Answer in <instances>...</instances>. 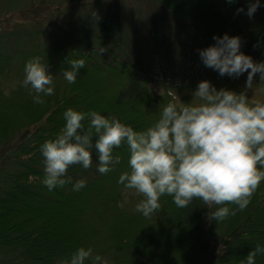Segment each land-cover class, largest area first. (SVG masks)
I'll use <instances>...</instances> for the list:
<instances>
[{
  "label": "trees",
  "instance_id": "16d2710c",
  "mask_svg": "<svg viewBox=\"0 0 264 264\" xmlns=\"http://www.w3.org/2000/svg\"><path fill=\"white\" fill-rule=\"evenodd\" d=\"M255 2L0 0V264H58L81 247L101 257L95 264H241L257 244L264 246V181L244 210L223 221L208 218L217 205L194 199L179 208L168 195L144 217L135 210L143 197L119 183L130 170L126 145L114 149L121 161L112 171H97L93 149L92 166H70L72 184L51 191L42 182L40 151L65 125L68 108L145 131L167 103H190L201 81L264 103L259 73L247 88V72L221 76L199 54L216 44L214 36L227 34L240 37L243 54L264 62V0L247 15ZM236 14L249 20V30L240 29ZM34 57L54 76V93L42 94L43 103H34L35 93L22 83ZM74 59H84L85 67L69 84L61 73ZM153 85L163 93L155 95ZM80 179L86 186L73 191ZM256 264H264V254Z\"/></svg>",
  "mask_w": 264,
  "mask_h": 264
},
{
  "label": "clouds",
  "instance_id": "9594fccd",
  "mask_svg": "<svg viewBox=\"0 0 264 264\" xmlns=\"http://www.w3.org/2000/svg\"><path fill=\"white\" fill-rule=\"evenodd\" d=\"M259 6V0L250 3L247 15L251 17ZM213 39L214 46L199 51L206 67L221 76L239 77L247 72V88H252L257 73L264 81V62L255 63L240 51V37L225 34ZM105 51L100 49V53ZM67 63L68 68L61 74L73 84L79 70L85 67V60ZM24 72L22 83L25 88L30 86V94L35 93L34 103H43L42 94L54 93V76L40 57L29 59ZM63 115L65 125L40 146L44 157L42 182L50 191L72 184V177L67 175L70 166L89 169L93 149L97 153V171H112L121 161L113 151L122 145L130 154V170L119 177V183L143 197L135 210L144 217L158 210L160 198L168 195L179 208L188 207L194 199L209 207L217 205L208 218L223 221L244 210L264 181V103H251L246 92L217 90L209 81H201L190 103L179 107L167 103L160 109L157 122L145 131H135L115 117L106 118L96 111L85 113L68 108ZM86 119L87 127L82 123ZM85 186L86 181L80 179L72 190ZM229 204L236 205V209L231 210L226 206ZM259 254H264V246L257 244L241 264H256ZM89 259L95 264L101 257L93 256L91 248L81 247L58 264H85Z\"/></svg>",
  "mask_w": 264,
  "mask_h": 264
},
{
  "label": "rangeland",
  "instance_id": "374dc122",
  "mask_svg": "<svg viewBox=\"0 0 264 264\" xmlns=\"http://www.w3.org/2000/svg\"><path fill=\"white\" fill-rule=\"evenodd\" d=\"M48 13H43V14H39V15H37V17L36 18H38V20H40V21H43L44 20V16L46 17V15H47ZM235 16V15H234ZM235 19H237V22H238V24H239V26L241 27L240 29L243 31V32H245V31H247V30H249V28L248 27H250V26H248L249 25V20H247L245 17H243V16H239V15H237L236 14V16H235ZM18 22H20L19 20H14V22L13 23H18ZM12 85V84H11ZM15 85V84H14ZM14 85H12V86H14ZM9 87H7L6 88V90L8 89ZM163 88L162 87H160V86H155V85H153L152 86V92L155 94V95H160V94H162L163 93ZM254 93H256L257 94V92H254Z\"/></svg>",
  "mask_w": 264,
  "mask_h": 264
}]
</instances>
